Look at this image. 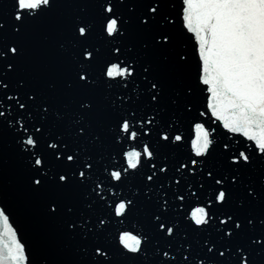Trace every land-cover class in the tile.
I'll return each mask as SVG.
<instances>
[{"label": "water", "instance_id": "water-1", "mask_svg": "<svg viewBox=\"0 0 264 264\" xmlns=\"http://www.w3.org/2000/svg\"><path fill=\"white\" fill-rule=\"evenodd\" d=\"M107 2L55 0L51 9L20 24L19 33L13 30L16 25L13 0L0 4L5 45L20 47V54L9 61L14 68L6 73L7 95H19L26 104L25 111L17 112L14 102L0 95V110H5L12 121L11 126H6L0 120V210L25 249V264H160L161 261L200 264L205 259L207 264H240L243 258L249 264H264V248L252 243L264 240V154L254 142L229 132L222 121L211 116L207 108L210 93L200 79L202 61L198 42L195 34L184 26L182 0H111L123 33L114 37L103 31ZM151 7L157 8L154 14L149 10ZM144 19L148 21L146 25L141 23ZM77 21L88 23L90 34L85 43L99 52L91 69L94 84L89 89L67 87L78 67L71 57L80 47L73 35ZM164 35L169 38L166 46L152 45L153 37ZM116 48L121 50L118 59ZM107 62H125L122 66L131 65L134 74L127 80L110 81L102 77ZM145 66H149L148 72H144ZM2 69L0 63V77L4 75ZM20 81L24 82L23 89L17 87ZM153 82L161 89L158 102L150 100ZM32 92L37 95L35 101L27 98ZM86 96L95 99L107 113L102 127L93 126L102 135L100 143L90 136L78 140L57 135L63 129L56 126L55 119L71 113L77 101ZM41 105L50 107L47 117L41 114ZM121 117L128 119L138 132L136 140H127V134L122 132L113 139ZM148 120L152 123H146ZM17 121H23L29 133L34 131L33 125L42 126L35 137L36 148L23 143L26 135L17 131L20 127ZM196 124L209 131L212 141L202 157H196L191 147ZM164 135L170 137L166 146L161 140ZM176 135L182 140L175 141ZM60 139L66 141L69 151L80 152L77 168L85 161L92 164V169L86 170L89 177L86 183L56 188V174L68 169L56 162L48 144ZM144 145L149 146L153 157L149 160L142 156L137 169L125 172L124 153L133 149L143 152ZM32 152L46 161L39 171L34 167ZM241 152L247 155V161L240 158ZM192 160L198 163L192 165ZM153 164L167 171L158 172L152 182H147ZM182 164L194 172L185 169L178 172ZM113 170L121 171L120 182L111 179ZM40 177L43 182L36 186L34 180ZM217 179L224 181L229 199L223 206H209L208 201L219 187ZM94 188L99 196L93 192ZM249 192L254 195L249 196ZM180 195L184 196L182 201ZM165 197L169 207L164 219L174 228L172 238L161 235L154 223V215L162 211L157 202ZM128 200L133 204L123 216L117 217L115 205ZM53 202L55 213L51 211ZM69 206L72 213L67 212ZM196 206L206 207L214 219L231 214L245 228L232 241L221 240L220 226L213 221L209 226H201L205 230H197L188 218ZM248 220L252 223L247 224ZM70 223H75L76 228H69ZM123 232L142 238L140 253H129L120 245L119 235ZM205 240L210 245L214 242L220 251L227 247L225 255L209 253L203 245ZM97 247L106 256L94 259ZM165 251L168 257L163 256Z\"/></svg>", "mask_w": 264, "mask_h": 264}, {"label": "snow or ice", "instance_id": "snow-or-ice-1", "mask_svg": "<svg viewBox=\"0 0 264 264\" xmlns=\"http://www.w3.org/2000/svg\"><path fill=\"white\" fill-rule=\"evenodd\" d=\"M3 0H0L2 4ZM55 0H13L14 20L16 25L14 31L20 32L19 25L26 19L35 18L52 8ZM182 19L184 26L188 32L195 34V39L198 42L199 57L202 61L201 83L207 86V91L210 97L207 100V108L210 110L211 116L216 120L222 121L223 127L231 133H237L245 137L248 141L254 142L260 153L264 154V0H182ZM2 10V7H0ZM150 12L153 14L157 11L156 7H151ZM107 15L104 18L103 31L108 37H114L117 34L123 35L120 31L122 22L116 16L113 10L111 0H108L104 8ZM142 24H147L146 19L141 21ZM5 23L0 11V63L3 64L4 75L0 77V95L3 99L9 102H14L16 111L22 112L26 110V104L22 102L19 95L9 96L7 91L9 83H5L7 79L6 73L13 70V64L10 61L20 54V47L9 44L7 47L4 41ZM90 28L86 21H77L73 25V35L80 44L72 54V61L76 68L75 77L67 84V87L73 89H89L93 87L94 78L91 76V69L99 57V52L85 42L88 40ZM155 47H164L169 43V38L164 35L153 37L151 41ZM147 48L148 45H145ZM120 49L116 48L117 59ZM125 62L113 63L107 62L102 70V77L110 81L119 82V80H127L134 74L131 65L122 66ZM149 71V66L144 67V72ZM119 78V80H118ZM19 89L24 88V82L20 81L17 84ZM150 100L158 102V97L161 94V89L158 84H151ZM27 98L30 101L37 99L36 93H28ZM12 105L9 103L8 108ZM42 115L47 117L50 112L49 106H40ZM206 115V113H201ZM107 118L105 108L96 102L95 99L85 97L77 101L75 108L71 113L66 112L64 115L55 119L56 126L63 129L57 133L60 136L76 137L78 140L84 137H91L95 143L102 141V135L94 130V124H99L102 127V122ZM0 120L6 126H11L12 121L5 110H0ZM20 127L17 129L21 134L26 135L23 143L31 148H36L38 141L35 138L41 133V127H35L34 131L29 133V127L23 121H17ZM146 123L151 124L152 120ZM117 133L113 136L115 140L119 133L127 134V140H136L138 132L132 129L128 119L121 117L116 124ZM145 134L147 131L145 130ZM163 145L170 142V137L164 135L161 137ZM174 140L179 142L182 140L180 135H176ZM212 141L210 133L202 124L195 126V139L191 142V147L196 157L204 156L210 148ZM65 144L64 148L60 145ZM87 147V145H85ZM48 148L52 150V155L58 164L63 165L68 171L57 173L54 180L57 189H68L73 183L84 184L88 180L87 171L92 169V164L85 161L84 164L77 168L81 158L80 152L69 151L64 139L58 140L56 143H49ZM35 156L34 167L37 171L44 167L46 161L35 152L30 153ZM85 155H88L85 152ZM142 156L145 159H151L153 152L148 145L143 146V152L136 149L126 151L124 153L127 168L137 169L142 162ZM240 158L247 161L248 157L245 153H240ZM234 162H238L234 160ZM197 160H192V165H196ZM202 163V161H200ZM153 171L147 176V182H152L158 172H166V168H156L152 165ZM185 169L188 172H194L193 168H189L187 164H182L177 171ZM87 170V171H86ZM209 177L212 173H208ZM110 177L113 181L120 182L122 173L119 170L110 172ZM43 182V177L34 180L36 186H40ZM236 182L233 177V183ZM179 183V181H177ZM219 187L214 191L213 197L208 201L209 206L216 204L223 206L229 199V192L224 187V181L217 179L215 181ZM96 192V189H93ZM151 190L149 189V193ZM99 196L100 194L96 192ZM249 196L254 193L249 192ZM147 198L150 199L147 195ZM182 201L183 195L178 196ZM133 204L132 200L127 202L121 201L114 207V213L117 217L123 216L129 206ZM169 207V202L165 197L162 202H157V208L162 209L154 215V223L158 232L166 237L172 238L174 228L168 226V221L164 216ZM55 202L51 209L52 213L56 212ZM71 206L67 208L68 213H72ZM188 218L197 226V230L203 231L204 227L209 226L210 221L218 223L220 226L218 231L222 241H232L245 228L238 218L231 214L226 215L223 219L213 218L208 209L204 206H196L192 208ZM100 223H103L101 221ZM252 221L248 220L247 224ZM0 224L3 225V231L0 232V264H25V249L17 240L16 232L9 225V219L4 211L0 210ZM69 228L75 229L76 224L70 223ZM90 231V229H89ZM119 243L129 253L138 254L142 250V238L130 232H123L119 235ZM252 243L264 248V240L253 241ZM204 247L209 253L219 252L223 257L225 251H220L215 243L208 240L203 241ZM106 256L99 247L94 251L95 257ZM164 257H168V252L163 253ZM187 257L185 260L187 261ZM160 264H169V262L161 261ZM200 264H207V260L200 261ZM240 264H249L247 258H243Z\"/></svg>", "mask_w": 264, "mask_h": 264}]
</instances>
